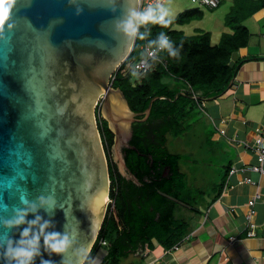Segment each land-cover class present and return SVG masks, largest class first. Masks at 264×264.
I'll return each mask as SVG.
<instances>
[{
  "label": "water",
  "instance_id": "95a60500",
  "mask_svg": "<svg viewBox=\"0 0 264 264\" xmlns=\"http://www.w3.org/2000/svg\"><path fill=\"white\" fill-rule=\"evenodd\" d=\"M138 3L132 0L135 10ZM126 7L124 0L111 7L109 0H16L13 6V28L0 39V237L10 238L12 247L27 222L40 216L41 223L50 222L46 233L72 241L63 264H84V250L90 253L98 237L109 199L108 162L95 114L100 98L101 116L114 133L111 157L124 177L139 183L122 148L129 146L131 123L148 117L154 98L137 119L123 92L110 83L137 35L116 31ZM41 195L52 197L48 207L39 205ZM24 210V224L5 227ZM6 246L7 240L0 241V264H8ZM42 259L62 260L44 249L43 238L34 264Z\"/></svg>",
  "mask_w": 264,
  "mask_h": 264
},
{
  "label": "trees",
  "instance_id": "16d2710c",
  "mask_svg": "<svg viewBox=\"0 0 264 264\" xmlns=\"http://www.w3.org/2000/svg\"><path fill=\"white\" fill-rule=\"evenodd\" d=\"M263 8L264 0H232L224 17L227 30L215 44L209 31L198 29L197 35L191 36L176 28L202 19L203 11L198 7L185 9L167 27L152 23L139 27L133 49L115 71L112 81V88L123 92L137 119L145 116L154 98L148 117L131 123L129 146L122 148L126 166L139 183L118 171L110 154L114 133L101 116V104L97 105L95 114L108 162V197L113 207L108 204L98 237L84 264H90L100 249L105 252L100 264H121L130 255L151 249L152 239L170 250L188 235L190 220L184 215L196 209L186 207L195 205L194 190L181 170L187 160L181 153L170 151L167 142L169 136L176 139L192 126L194 102L201 112L207 113L184 89L190 85L200 101L225 93L238 67L232 64V56L249 41L246 21ZM161 33L170 39L173 50L179 49V55L171 57L167 50H161L159 56L164 62L154 63V68L138 79L133 75V64L145 56L144 44L158 46L155 41ZM197 193L202 196L203 191ZM102 240L105 245H100Z\"/></svg>",
  "mask_w": 264,
  "mask_h": 264
},
{
  "label": "crops",
  "instance_id": "0c3cea01",
  "mask_svg": "<svg viewBox=\"0 0 264 264\" xmlns=\"http://www.w3.org/2000/svg\"><path fill=\"white\" fill-rule=\"evenodd\" d=\"M217 19H212L211 23L219 25ZM248 20L249 41L245 48L232 56V64H238V67L230 87L216 98L212 112H206L213 130L210 144L215 146L216 142H223L235 154L223 167L219 183L207 192L201 190L202 207L186 205L190 210L192 207L198 209V212L193 209L194 213L184 215L190 220V232L177 248L165 249L152 239L151 249L145 248L143 253L130 255L135 261L125 264H264L263 202L258 201L253 207L258 225L256 235L248 237L245 226L248 201L255 194L264 200V175L235 173L223 191L231 167L239 169L256 163L255 143L258 138L264 139V8ZM210 34L211 42L218 43ZM221 119L223 123H220ZM215 125L224 130V135ZM246 177L252 182H242ZM104 256V250L98 251L90 264H100Z\"/></svg>",
  "mask_w": 264,
  "mask_h": 264
},
{
  "label": "rangeland",
  "instance_id": "374dc122",
  "mask_svg": "<svg viewBox=\"0 0 264 264\" xmlns=\"http://www.w3.org/2000/svg\"><path fill=\"white\" fill-rule=\"evenodd\" d=\"M232 0H221L217 8H200L205 14L203 19L194 20L188 25L177 26L182 29L187 35H197L199 28L205 31H210L214 38L219 41L221 34L226 31L224 26V17L230 10ZM170 10L171 16L175 19L179 13L185 9L195 8L197 5L191 0H165L162 5ZM189 7V8H188ZM211 17V18H210ZM218 18L219 25L211 23V20ZM248 22H250L248 20ZM222 26V27H221ZM222 28V29H221ZM221 29V30H220ZM204 101V108L207 112H212L213 105L217 99L211 98ZM102 102L100 98L97 105ZM191 115V127L185 130L178 138L169 136L167 146L170 151L181 153L187 162L181 166V170L188 176V181L192 186V196L195 198V204L202 207L203 196L199 195L198 190L205 192L209 191L212 186L217 185L222 178L223 167L227 165V161L235 154L234 150L226 148L223 142H216L215 146L210 144L211 140V125L209 120L203 112L196 106L194 102V109ZM130 116L132 114L130 113ZM233 153V154H232ZM111 154V151H110ZM226 180V179H225ZM108 208V201L104 207L105 214ZM135 258L129 256L122 260L121 264L126 262L133 263ZM139 263V262H138Z\"/></svg>",
  "mask_w": 264,
  "mask_h": 264
},
{
  "label": "clouds",
  "instance_id": "9594fccd",
  "mask_svg": "<svg viewBox=\"0 0 264 264\" xmlns=\"http://www.w3.org/2000/svg\"><path fill=\"white\" fill-rule=\"evenodd\" d=\"M16 0H0V39L5 37L6 30L11 31L13 24L10 21L11 12ZM72 3V0H69ZM116 0H109V5L114 6ZM127 7L124 9V15L115 23V28L118 33L125 36H134L141 25L148 23L160 24L167 27L172 23L173 17L170 10L157 4L155 7L149 6L144 11H137L132 5V0H124ZM199 8V7H198ZM80 10L78 9V12ZM143 38V37H141ZM161 50H167L169 56L178 57L179 49L173 50V45L170 39L161 33L158 40L155 41ZM135 75V73H133ZM51 196L45 197L43 195L37 197V201L41 207H48ZM21 202L28 204L26 197H21ZM37 205L35 203L30 205L31 211H36ZM28 214L27 210L20 211L17 217L12 220L5 221V227L19 226L25 223V217ZM28 226L20 233L21 239L16 242V247H12L10 238L0 237V241L7 240L5 248V259L8 264H34V260L40 255L41 238H43V247L50 255H59L62 257L61 264H63V257L68 253L72 247V241L66 234L59 232H45V229L50 227L49 221L41 223V217L36 216L32 221L27 222ZM38 226V231H32L34 227ZM88 253V250H84ZM41 264H53L51 260H41Z\"/></svg>",
  "mask_w": 264,
  "mask_h": 264
},
{
  "label": "built area",
  "instance_id": "2783aa9c",
  "mask_svg": "<svg viewBox=\"0 0 264 264\" xmlns=\"http://www.w3.org/2000/svg\"><path fill=\"white\" fill-rule=\"evenodd\" d=\"M192 3H195L197 7L199 8H209V9H214L219 5V0H191ZM157 4L159 5H164L165 0H139L138 3V9L137 11H144L146 10L149 6L155 7ZM142 49L145 52V56L138 59L135 61L133 64L132 72L135 73L136 77L138 79H142L148 72H150L154 68V63L156 62H164L160 56L159 53L161 49L158 46L155 47H150L147 44H144L142 46ZM115 72L110 78V83L112 85V81L115 78ZM185 92L191 95V97L197 101L199 107L201 109H204V101H200L197 94L195 91L190 87V85H187V87L184 89ZM101 104V103H100ZM224 120L221 119L220 123H223ZM98 124V121H97ZM216 126V125H215ZM216 129L219 130V133L221 135H224V130L217 127ZM255 155H256V163L252 165H244L241 168H236V167H231V169L228 172V177L224 182V187L223 191L228 188L229 185V178L235 174V173H244V172H256L259 175H264V139L258 138L255 143ZM242 182L245 183H251L252 180L249 177H246L242 180ZM263 202L264 200L261 199L260 195L255 194L247 204V211L245 212V226H246V231H247V236L248 237H254L256 235V229L258 228V225L256 224V221L254 220L255 216V210H254V205L258 202ZM111 200L108 199V204L110 203ZM113 204V202H112ZM113 207V206H112ZM106 241L102 240L100 241V245H105ZM174 248H177V245L174 246ZM102 250V249H100ZM99 250V251H100Z\"/></svg>",
  "mask_w": 264,
  "mask_h": 264
},
{
  "label": "bare ground",
  "instance_id": "6f19581e",
  "mask_svg": "<svg viewBox=\"0 0 264 264\" xmlns=\"http://www.w3.org/2000/svg\"><path fill=\"white\" fill-rule=\"evenodd\" d=\"M219 2H220V1H219ZM132 124H133V123H132ZM132 124H131V125H132Z\"/></svg>",
  "mask_w": 264,
  "mask_h": 264
}]
</instances>
